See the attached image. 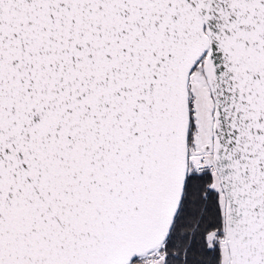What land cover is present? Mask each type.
I'll return each mask as SVG.
<instances>
[{"label":"snow or ice","instance_id":"6c2138e0","mask_svg":"<svg viewBox=\"0 0 264 264\" xmlns=\"http://www.w3.org/2000/svg\"><path fill=\"white\" fill-rule=\"evenodd\" d=\"M0 264H264V0H0Z\"/></svg>","mask_w":264,"mask_h":264}]
</instances>
